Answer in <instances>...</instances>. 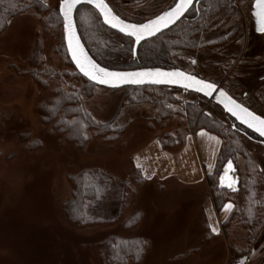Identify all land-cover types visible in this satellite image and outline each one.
I'll list each match as a JSON object with an SVG mask.
<instances>
[{
	"label": "rangeland",
	"instance_id": "374dc122",
	"mask_svg": "<svg viewBox=\"0 0 264 264\" xmlns=\"http://www.w3.org/2000/svg\"><path fill=\"white\" fill-rule=\"evenodd\" d=\"M39 1L59 11V0ZM108 1L121 16L139 22L160 14L174 0ZM255 1L234 0L228 13L217 15L219 26L200 37L205 47L178 53L175 62L178 69L222 85L264 117V34L257 31L251 15ZM37 42L44 61L56 73L44 76V86L27 71ZM76 72L66 55L61 27L45 31L35 9L13 18L0 34V264H107L106 251L94 243L111 234L147 238L149 250L142 264H236L237 259L239 264H264V228L249 257L229 258L232 248H247L248 231L235 225L228 234L223 232L219 219H226L233 201L225 203L231 204V209L224 206L216 211L212 207L206 174L216 159L213 140L221 142L219 137L193 130L184 112L155 120L151 104L128 103L130 90L126 88L96 86L87 94L88 83ZM56 89L75 90L96 121L117 120L128 125L127 130L113 142L93 132L82 149L67 145L63 138L50 135L48 126L42 127L36 112L38 105L54 97ZM171 95L179 102L172 103L175 108L184 110V104L196 102L201 113L230 126L225 112L209 100L185 91ZM22 133L43 145L28 151L19 142ZM167 133L183 137V144L174 152L162 149L161 138ZM196 135L202 160L192 149ZM246 143L264 175V147ZM163 151L167 166L178 161L181 173H156L155 168L162 166ZM136 155L146 163V182L143 179L131 187L121 218L118 210L123 187L115 184L109 186L107 199L92 211L110 222L77 228L65 219L61 207L72 196L69 174L97 167L133 183L138 180L131 167ZM135 211L142 213L143 222L136 229H123V221ZM195 249L188 259L174 261Z\"/></svg>",
	"mask_w": 264,
	"mask_h": 264
},
{
	"label": "trees",
	"instance_id": "16d2710c",
	"mask_svg": "<svg viewBox=\"0 0 264 264\" xmlns=\"http://www.w3.org/2000/svg\"><path fill=\"white\" fill-rule=\"evenodd\" d=\"M233 3L234 0H199L186 17L182 18L174 27L143 42L139 46L137 57H134L133 54L134 41L107 27L99 13L91 6L78 7L75 20L80 37L89 54L103 67L121 71L141 68L172 69L177 68L175 56L178 53L205 47L201 43L200 37L205 32L218 27L216 21L219 18L217 15L221 11L228 13ZM29 9H35L45 31L61 27L63 32V19L59 11L50 10L43 2L39 0H0V34L7 29L13 18ZM38 43L35 45L30 59V70L27 71L37 82H43L42 86H44L46 81L44 76L51 77L56 73L44 61V55H42ZM64 49L68 56L65 42ZM69 61L71 62L70 59ZM76 75L84 78L78 72ZM86 81L88 83L87 94H90L89 90H92L96 85ZM126 89L130 90L128 103L133 105L151 104L154 108L155 120L171 119L175 114L183 115L184 112L193 130H206L219 137L221 147L215 168L206 178L217 211L221 210L227 202L233 201L234 203L232 211L222 222L223 232L228 234L229 229L235 225L244 227L248 231L247 248L242 251L232 248L229 254L230 260L249 257L256 237L264 228V175L252 152L247 148L246 141L257 144L259 137L238 124L226 113L230 121L228 122L229 127L214 120L208 114L201 113V108L196 102L184 104V110L175 108L172 103L179 102L171 94L175 91H183L181 89L159 86L126 87ZM187 93L202 97L199 94ZM84 107L80 94L75 90L56 89L54 97L48 103L38 105L36 112L39 113L42 127L50 128V135L63 138L67 145L76 146L78 149H82L89 142L93 132L95 136L103 137L107 142H113L127 130L128 125H120L117 120L105 123L96 121ZM219 108L221 109V107ZM1 117L0 115V121ZM19 142L28 151L39 149L43 145L39 140L30 139L26 133L20 134ZM182 144L183 137L180 133L177 135L167 133L161 138L162 148L166 151H173ZM229 161L232 162L233 173L239 180V186L234 187L233 190L220 185V178ZM131 167L138 173L136 174L138 180L135 179L133 183L129 180H121L115 174L97 167L84 168L74 174H69L72 196L63 202L61 207L65 219L77 228H88L110 222V220L95 215L92 211L107 199L109 186L115 184H120L123 187L118 210V218H121L126 210V197L132 191L131 187L143 182L140 170L132 162ZM142 222V213L135 211L126 217L122 227L125 230H133ZM208 232L210 233L209 230ZM94 244L106 251L107 264H127L129 262L142 264L145 253L149 250V240L138 235L122 238L111 234ZM195 251L196 249L178 256L174 261L188 259ZM236 262L239 264L238 259Z\"/></svg>",
	"mask_w": 264,
	"mask_h": 264
},
{
	"label": "snow or ice",
	"instance_id": "6c2138e0",
	"mask_svg": "<svg viewBox=\"0 0 264 264\" xmlns=\"http://www.w3.org/2000/svg\"><path fill=\"white\" fill-rule=\"evenodd\" d=\"M89 3L93 4L104 16L106 23L112 25V27H119L120 31H127L129 35L135 37V42L139 43L142 39L145 38V35L151 36L154 34V31H159L160 28L166 27L171 23H174L177 19H179L187 9L192 6L193 0H178L175 3V6L169 9L168 11H164L161 15L156 16L154 19L149 20L144 24H132L126 23L121 20L118 16L113 15L111 19H109V13H111V8L106 3V0H59V13L63 17L64 27L66 32L69 34V47L72 51V57L76 61L79 66L80 71L85 75L90 77L93 81H98L101 84H112L118 85L123 83H134L139 84L144 82L145 77H163V78H171V77H183L184 78V87L186 88H194L196 91L205 93L208 96H212L214 91L217 90V85L205 81L203 79H197L195 76L187 75L183 72H173V73H153L151 71L146 72H118V71H109L107 68L100 67L98 64L94 63L90 59H88L82 48H79V44H77L76 48L72 47V38H73V10L76 9L78 4L81 3ZM256 8L258 9L255 15L262 21H264V0H256ZM115 21V22H114ZM260 31H264V26H262ZM77 48H79V54L77 52ZM84 56V60L81 57ZM155 82H160L157 79ZM169 83H182L181 80L178 79H168ZM221 96H226L227 94L220 90ZM231 100V97H228ZM233 103H235L233 101ZM225 107H228L226 104ZM238 108L245 114L244 122L249 125V127L255 128L256 131L260 132L261 135H264V119L260 116H257L253 112H249L247 108H243L240 105H237ZM232 111L231 108L228 109ZM235 114V113H234ZM227 169H232V162L229 161L227 165ZM226 169V170H227ZM221 182L223 183L224 177L222 176ZM228 187H232V184H228ZM228 209H231L232 205L225 206ZM213 232H217L218 229L212 228Z\"/></svg>",
	"mask_w": 264,
	"mask_h": 264
},
{
	"label": "water",
	"instance_id": "95a60500",
	"mask_svg": "<svg viewBox=\"0 0 264 264\" xmlns=\"http://www.w3.org/2000/svg\"><path fill=\"white\" fill-rule=\"evenodd\" d=\"M197 0H193V4L192 6L194 5V3L196 2ZM178 2V0H177ZM176 2V3H177ZM107 3V2H106ZM108 4V3H107ZM83 5H88V6H91L92 8H94L98 13L99 15L101 16L102 18V21L103 23L109 27L110 29L114 30L115 32L121 34L122 36H125V37H128V38H131L133 41H134V47H133V54L134 56L137 55V52H138V49H139V46L145 42V41H148V40H151L157 36H159L160 34L164 33L165 31H168L169 29H171L172 27H174L185 15L186 13L191 9L192 6H190L187 11L179 18L177 19L174 23H171L169 24L168 26L166 27H162L160 28L159 31H154V34L151 35V36H148V35H145V38L142 39L139 43H136L135 42V37L131 36L128 34L127 31H120L119 27H112L111 24L109 23H106L105 21V18L104 16L101 14V12L93 5V4H89V3H81V4H78L76 9L73 10V24H74V27H73V38H72V47L73 48H76L77 47V44H79V48H82L83 49V52L85 54V56L90 59L91 61H93L94 63L98 64L93 58L92 56L89 54L87 48L85 47L81 37H80V34H79V31H78V28H77V24H76V20H75V13H76V10L78 9V7L80 6H83ZM109 6V5H108ZM175 4L172 6L174 7ZM110 7V6H109ZM171 7V8H172ZM111 8V7H110ZM170 8V9H171ZM169 10V9H168ZM166 10V11H168ZM258 9L256 8V1L254 3V11H253V15H254V18H255V22H256V29L259 33H262L264 31H260L259 29L264 26V21L260 20L256 15V11ZM162 14V13H161ZM159 14V15H161ZM61 15V14H60ZM115 15V16H118L112 9H111V13H109V19L112 18V16ZM157 15V16H159ZM62 17V15H61ZM119 17V16H118ZM121 20L125 21L126 23H131V22H128L124 19H122L121 17H119ZM155 18V17H154ZM152 18V19H154ZM63 19V17H62ZM150 19V20H152ZM149 21V20H148ZM148 21H145L143 23H139V24H144V23H147ZM115 22V21H114ZM132 24H137V23H132ZM137 24V25H139ZM63 35H64V42H65V46H66V49H67V52H68V56H69V59L71 60L73 66L75 67L76 71L81 75L83 76L86 80H88L89 82H91L92 84H95L96 86H101V87H105V88H109V89H112V90H115V89H120V88H126V87H144V86H159V87H168V88H177V89H181L183 91H187V92H191V93H195V94H199L201 95L202 97L206 98L207 100H209V102H212L216 105H218L219 107H221V109L226 113L228 114L230 117H232L233 119H235V121L242 125L243 127H245L246 129L250 130L251 132L255 133L257 136H259L261 139H263L264 141V135H261L260 132L256 131L255 128L253 127H249V125L247 123L244 122V118H245V114L241 111L240 108L237 107V105H240L242 106L243 108H247L249 112H253L255 113L257 116H260L262 119H264V117H262L261 115L257 114L256 112H254L252 109L248 108L247 106H245L244 104H242L240 101H238L236 98H234L231 94H229L223 87L222 85L220 84H216L217 85V90L214 91L213 95L212 96H208L206 95L205 93H202V92H199V91H196L194 88H186L184 87V78L183 77H171V78H163V77H156V76H153V77H145L144 78V82L142 83H139V84H134V83H123V84H118V85H112V84H101L99 83L98 81H93L90 77L88 76H85L79 69V66L77 65L76 61L73 59L72 57V51L69 47V39H68V33L66 32L65 30V27H64V21H63ZM79 48H77V52L79 54ZM82 60H84V56L81 57ZM100 67H103L102 65L98 64ZM103 68H106V67H103ZM109 71H118V72H146V71H151L153 73L157 72V70L160 72V73H173V72H183L187 75H192V76H195L197 79H202L200 78L199 76L195 75V74H190V73H187L181 69H178V68H172V69H165V68H141V69H135V70H126V71H121V70H113V69H109L107 68ZM157 79L160 80V82H155ZM168 79H178V80H181L182 83H169L168 82ZM205 80V79H203ZM207 81V80H205ZM208 82H211V81H208ZM213 83V82H212ZM220 90H223V92H225L227 95L226 96H221L220 95ZM228 97H231V100L228 99ZM233 101L235 103H233ZM228 105V107H225V105ZM231 108L232 111H229L228 109ZM235 113V114H234ZM232 169H227V173H224L222 174V176L224 177V180H223V183L224 185L228 182L232 183L233 186L235 188H237L239 186V180L238 178H235L233 179V176L231 175V172ZM221 176V177H222ZM221 182V179H220V185L223 184Z\"/></svg>",
	"mask_w": 264,
	"mask_h": 264
},
{
	"label": "crops",
	"instance_id": "0c3cea01",
	"mask_svg": "<svg viewBox=\"0 0 264 264\" xmlns=\"http://www.w3.org/2000/svg\"><path fill=\"white\" fill-rule=\"evenodd\" d=\"M204 131H206V130H204ZM208 132V131H207ZM212 134V133H211ZM214 135V134H213ZM214 141V148H215V150L217 151V153H216V159L213 161V168H212V170L209 172V173H207L206 174V177H207V175L208 174H211L212 172H213V170H214V168H215V164H216V160H217V156H218V153H219V150H220V147H221V142H219V140H216V139H214L213 140ZM191 144H192V149H193V153H195V155H196V157L199 159V160H202V155H201V147L199 146V140H198V138H197V135H196V137H194V140H193V143L191 142ZM144 148V147H143ZM142 148V149H143ZM140 150L141 152L143 151V150ZM163 149V148H162ZM164 150V149H163ZM139 151V152H140ZM164 151H166V150H164ZM161 152L162 154V166L161 167H158V168H155V171H157L156 173L157 174H159V175H165V174H169V175H175V174H179V173H181L182 172V168H180V167H178L177 165H178V161H176V164L175 165H172L171 164V166H167L168 165V162H167V160H166V158H167V153L166 152ZM174 151H176V149L175 150H173V151H171V152H174ZM138 152V153H139ZM140 152V153H141ZM171 155H176V154H171ZM143 157H138L137 155L136 156H134L133 157V164L135 165V167H137L139 170H140V172H141V174H142V176H143V179H144V181L146 182V163H144V160L142 159ZM176 159L178 160V158H177V156H176ZM159 171V172H158ZM206 182H207V178H206ZM161 187H160V189L163 191L164 190V188L162 187V185H160ZM207 186H208V182H207ZM208 189H209V186H208ZM211 194V193H210ZM211 196V200H212V204H213V206L212 207H214L213 209H215V206H214V203H213V199H212V195H210ZM233 209V208H232ZM232 209H231V211H232ZM216 210V209H215ZM214 210V211H215ZM217 211V210H216ZM230 211V212H231ZM230 214V213H229ZM228 214V215H229ZM228 215H227V217H228ZM226 217V218H227ZM224 220H222L221 218L219 219V223L221 224V226H222V222H223ZM222 228V227H221Z\"/></svg>",
	"mask_w": 264,
	"mask_h": 264
},
{
	"label": "flooded vegetation",
	"instance_id": "af4514ba",
	"mask_svg": "<svg viewBox=\"0 0 264 264\" xmlns=\"http://www.w3.org/2000/svg\"><path fill=\"white\" fill-rule=\"evenodd\" d=\"M106 2L108 3V5L111 7V9H112V10H113V11H114L119 17H121L122 19H124V20H126V21H128V22H131V23H137V24H139V23H143V22L148 21V20H150V19H152V18H154V17L157 16V15H156V16H153V17H151V18H149V19H147V20H144V21L134 22V21L129 20L128 18H125L124 16H121V15L117 12V10L114 9L113 5H111L110 2H109L108 0H106ZM176 2H177V0H174V1H173V2H172L167 8H165L163 11H161L160 14L163 13L164 11L170 9V8H171ZM198 2H199V0H197V1L194 3V5L191 7V9H192L196 4H198ZM254 3H255V2H254ZM234 5H235V3H234ZM191 9H190V10H191ZM190 10H189V11H190ZM189 11L186 13V15L189 13ZM253 11H254V5H253V10H252L251 15H252V18L255 20L254 15H253ZM158 15H159V14H158ZM186 15H185L184 17H186ZM184 17H183V18H184ZM218 26H219V25H218ZM262 34H264V32H262ZM258 137H259V136H258ZM257 144H259V145H261V146L264 147V141H263V139H261V138L259 137V141H258ZM230 173H231V175L233 176V179L237 178V177L233 174V170H232ZM228 184H232V183L228 182V183H226L225 185L223 184V187L228 188V189H230V190H233V188H234L233 184H232V187H228Z\"/></svg>",
	"mask_w": 264,
	"mask_h": 264
}]
</instances>
